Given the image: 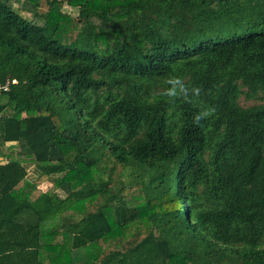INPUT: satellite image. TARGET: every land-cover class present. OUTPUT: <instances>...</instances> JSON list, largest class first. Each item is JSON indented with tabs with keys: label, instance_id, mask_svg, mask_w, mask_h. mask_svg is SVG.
<instances>
[{
	"label": "trees",
	"instance_id": "16d2710c",
	"mask_svg": "<svg viewBox=\"0 0 264 264\" xmlns=\"http://www.w3.org/2000/svg\"><path fill=\"white\" fill-rule=\"evenodd\" d=\"M2 147L0 264H264V0H0Z\"/></svg>",
	"mask_w": 264,
	"mask_h": 264
},
{
	"label": "clouds",
	"instance_id": "9594fccd",
	"mask_svg": "<svg viewBox=\"0 0 264 264\" xmlns=\"http://www.w3.org/2000/svg\"><path fill=\"white\" fill-rule=\"evenodd\" d=\"M167 88L164 90L163 95L167 98L169 103H175L177 99H184L187 102H191L193 98H199L202 92V89L198 86H193L189 88L184 80L177 76L173 75L168 77L166 80ZM215 109L208 108L194 117V123L199 124L202 120L209 117Z\"/></svg>",
	"mask_w": 264,
	"mask_h": 264
},
{
	"label": "rangeland",
	"instance_id": "374dc122",
	"mask_svg": "<svg viewBox=\"0 0 264 264\" xmlns=\"http://www.w3.org/2000/svg\"><path fill=\"white\" fill-rule=\"evenodd\" d=\"M64 10H65V11H68V12H72V13H74V14H77V13H76V10H73V9L67 7V6L64 8ZM20 12H21L22 14H24V12H23L22 10H20ZM241 102H242V104L245 105V106H250V105H253V104H255V103H260V102H258V101H247V100H245L244 97L241 99ZM4 150H5L4 147L0 148V162H4V158H3V155H2V154L4 153ZM30 173H31V178L35 179V178L37 177V176L34 174L33 167L30 168ZM40 187H41L42 190H44V191H46V192H52V191H55V190H56L52 185H50V184L47 183V182H43V183H41Z\"/></svg>",
	"mask_w": 264,
	"mask_h": 264
},
{
	"label": "built area",
	"instance_id": "2783aa9c",
	"mask_svg": "<svg viewBox=\"0 0 264 264\" xmlns=\"http://www.w3.org/2000/svg\"><path fill=\"white\" fill-rule=\"evenodd\" d=\"M13 83H15V81H13Z\"/></svg>",
	"mask_w": 264,
	"mask_h": 264
}]
</instances>
